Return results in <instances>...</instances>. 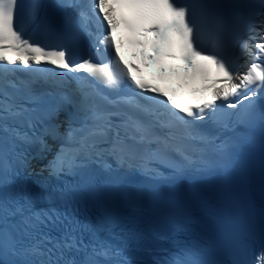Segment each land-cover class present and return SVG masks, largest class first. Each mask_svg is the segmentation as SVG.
Instances as JSON below:
<instances>
[{"label":"snow or ice","instance_id":"obj_1","mask_svg":"<svg viewBox=\"0 0 264 264\" xmlns=\"http://www.w3.org/2000/svg\"><path fill=\"white\" fill-rule=\"evenodd\" d=\"M0 264H264V0H0Z\"/></svg>","mask_w":264,"mask_h":264}]
</instances>
